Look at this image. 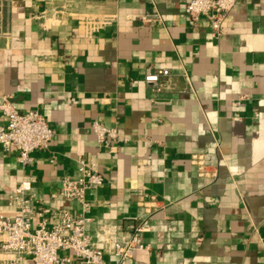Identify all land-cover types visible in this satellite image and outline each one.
Listing matches in <instances>:
<instances>
[{
    "label": "crops",
    "instance_id": "1",
    "mask_svg": "<svg viewBox=\"0 0 264 264\" xmlns=\"http://www.w3.org/2000/svg\"><path fill=\"white\" fill-rule=\"evenodd\" d=\"M189 2L0 0V101L11 94L54 132L27 168L0 150V213L30 177L48 226L56 211L77 215L59 194L83 158L104 177L87 193L92 240L102 225L128 236L150 220L149 249L125 264H264V0H236L217 39L205 19H188ZM94 14L113 21L88 38ZM148 70L170 72L160 92ZM94 122L118 140L101 149Z\"/></svg>",
    "mask_w": 264,
    "mask_h": 264
},
{
    "label": "built area",
    "instance_id": "2",
    "mask_svg": "<svg viewBox=\"0 0 264 264\" xmlns=\"http://www.w3.org/2000/svg\"><path fill=\"white\" fill-rule=\"evenodd\" d=\"M235 5L236 0H190L186 16L193 24L205 19L210 24L213 38L217 39L225 35L223 24ZM112 21V18L103 15L87 16L82 23L86 37L91 38ZM169 77L168 70H148L144 81L152 90L160 92L163 87L161 80ZM185 79L190 84L187 76ZM0 114L5 120L0 125V150L17 152L19 166L29 167L34 162L35 152L48 149L54 136L53 130L38 111H21L11 94L1 97ZM91 129L101 149L108 148L119 138L116 128L94 122ZM78 164L80 176L64 178L59 195L77 204L79 213L73 215L69 210L56 211L52 216L57 222L51 226H48L45 211L37 207L39 202L36 196L31 193L33 178H23L9 196L7 206L12 213H0V264H72L73 258L78 259L80 264H108L106 257H113L118 264H125L136 251L149 249L141 242V237L152 229L148 216L138 218L130 227L128 236L121 232L119 226L105 224L98 228L95 240L91 239L86 232L87 224L92 221L87 193L101 187L104 177L95 164H88L83 158H79ZM195 164L200 175L207 173L204 163ZM142 193L138 192L140 195ZM173 221L168 218L169 223ZM195 239L200 241L197 236ZM179 264L189 263L183 260Z\"/></svg>",
    "mask_w": 264,
    "mask_h": 264
}]
</instances>
